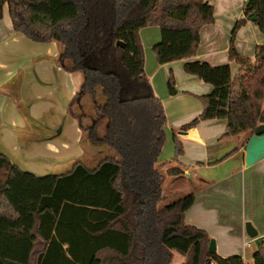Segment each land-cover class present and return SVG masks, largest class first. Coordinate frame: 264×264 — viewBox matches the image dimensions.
Wrapping results in <instances>:
<instances>
[{
  "label": "trees",
  "instance_id": "16d2710c",
  "mask_svg": "<svg viewBox=\"0 0 264 264\" xmlns=\"http://www.w3.org/2000/svg\"><path fill=\"white\" fill-rule=\"evenodd\" d=\"M5 4L14 32L33 43H55L58 65L80 73L73 99L78 129L117 158L93 168L79 160L66 173L37 177L0 154V264H169L173 252L183 264H244L237 255L209 253V235L185 222L193 193L158 207L163 173L183 175L182 145L173 135L174 158L157 165L166 116L144 73L139 31L159 29L152 47L159 65L186 60L196 55L201 28L214 22L213 7L203 0H0V19ZM253 14L264 34V0H246L231 31L234 77L229 64L184 63L183 71L212 91L198 97L201 114L179 133L222 120V137L231 138L264 124V46L253 58L235 48L236 32ZM167 89L177 94L172 76ZM86 96L92 114L81 107ZM252 264H264V239Z\"/></svg>",
  "mask_w": 264,
  "mask_h": 264
},
{
  "label": "crops",
  "instance_id": "0c3cea01",
  "mask_svg": "<svg viewBox=\"0 0 264 264\" xmlns=\"http://www.w3.org/2000/svg\"><path fill=\"white\" fill-rule=\"evenodd\" d=\"M203 1L213 7L214 22L201 28L194 57L159 65L152 53L159 38L152 43L150 54L143 45V29L139 31L144 73L155 96L161 100L166 117L174 124V135L183 146L184 151L178 159L183 168L181 177L187 178L191 190L198 192L200 189L193 193L194 204L185 214L187 223L209 235L218 256L237 255L243 261L248 256L252 260L257 245L248 253L251 246L244 248L242 244L248 241L247 222L258 237L264 238V159L245 166L244 148L251 134L223 138L226 123L222 120L203 121L182 134L178 131L201 114L198 97L212 91L210 85L183 71L185 62L200 61L212 67L229 64L232 77L238 72V66L229 61L228 49L233 26L244 16L246 0ZM257 46H264V34L254 22L247 21L235 34V48L241 56L253 58ZM57 55L55 43H33L14 32L8 5L3 6L0 19V154L21 171L37 177L48 175L39 173L46 170L45 164H34L30 167L33 171L23 169L21 164L26 166L25 160L40 143H44L43 147L50 153L58 151L49 139L41 137L39 128L48 126L50 112L57 117L70 114L80 84L76 73L67 72L58 65ZM171 72L177 90L175 96L167 91ZM60 132L61 128L57 134ZM80 132L78 129L81 139ZM198 196L203 206L196 210Z\"/></svg>",
  "mask_w": 264,
  "mask_h": 264
},
{
  "label": "rangeland",
  "instance_id": "374dc122",
  "mask_svg": "<svg viewBox=\"0 0 264 264\" xmlns=\"http://www.w3.org/2000/svg\"><path fill=\"white\" fill-rule=\"evenodd\" d=\"M142 31V41L144 47H147L149 53L151 54V46L154 44L155 38H159L160 40V32L157 27H147ZM157 34V35H156ZM157 36V37H156ZM158 40V42H159ZM155 45V44H154ZM147 51V52H148ZM76 73L79 79V83L81 84V75L78 72ZM174 80V74L171 72V75ZM79 84V85H80ZM175 84V81H174ZM164 89L166 90V81L163 83ZM176 88V86H175ZM168 91V90H167ZM72 100V98H71ZM70 100V101H71ZM70 103V102H69ZM78 101L72 102L71 112L70 114H66L65 117L62 114L57 117L55 113L50 112L48 116V126H42L40 129V135L44 139H49L50 143L57 148L56 153H50L48 150L43 147L44 143L39 144V148L32 152L30 158L26 159V166L21 164L23 169L32 170L34 164L43 165L45 164L46 170L39 173H44L48 175H58L62 173H66L71 169L72 164L75 161H82L87 167L93 168L97 165L99 161L106 158L116 159L117 155L114 150L108 148L105 145H96L93 146L90 143V140L87 138L85 133H81V139L83 138V142H79L80 134L78 133V124L76 119L73 117V113H78ZM81 107L84 109V112L87 114H92L90 99L89 96L83 97L80 101ZM69 104H67L68 106ZM68 108V107H67ZM66 108V109H67ZM166 116V115H165ZM45 122V118L42 117ZM64 118V119H63ZM86 124L84 123V126ZM174 124L170 119L166 117V124L164 126V143L160 150L157 159V165L165 164L167 162L172 161L174 158V143H173V128ZM61 128L60 134H57V130ZM103 132V127L100 125L98 127V135L101 136ZM232 138V137H231ZM228 139V138H227ZM63 144L67 147L64 148ZM37 145V144H36ZM184 149L182 146V153ZM20 156V155H18ZM17 156V157H18ZM9 160V159H8ZM10 161V160H9ZM26 170V171H27ZM33 171V170H32ZM161 198L158 202V207L162 208L171 204L172 202L180 199L186 194L189 193H198L192 188L189 181L186 177H176L172 178L163 173V179L161 182ZM197 195V194H196ZM201 196V195H200ZM201 199L198 196V203L196 204V210L199 207H202ZM185 222L187 223L186 219ZM249 241L250 239L247 238ZM255 249V244L251 245V248L248 249V253ZM244 264H251L252 260L248 256L245 257ZM184 258L177 254L176 252L171 253V259L169 264H183Z\"/></svg>",
  "mask_w": 264,
  "mask_h": 264
},
{
  "label": "water",
  "instance_id": "95a60500",
  "mask_svg": "<svg viewBox=\"0 0 264 264\" xmlns=\"http://www.w3.org/2000/svg\"><path fill=\"white\" fill-rule=\"evenodd\" d=\"M248 21L254 22L256 16L253 14L247 18ZM116 45L122 46L121 42H117ZM244 164L246 167L252 166L260 160L264 159V124H260L256 127L255 131L248 138L244 148ZM245 234L249 239H253L254 244H258L263 241V237H258L256 230L250 223L245 224ZM209 253H215L216 248L214 241L211 240L208 246ZM208 264H210L208 262Z\"/></svg>",
  "mask_w": 264,
  "mask_h": 264
},
{
  "label": "built area",
  "instance_id": "2783aa9c",
  "mask_svg": "<svg viewBox=\"0 0 264 264\" xmlns=\"http://www.w3.org/2000/svg\"><path fill=\"white\" fill-rule=\"evenodd\" d=\"M254 243L253 239H250L249 241H245L243 242L242 246L244 248H249L251 246V244Z\"/></svg>",
  "mask_w": 264,
  "mask_h": 264
}]
</instances>
